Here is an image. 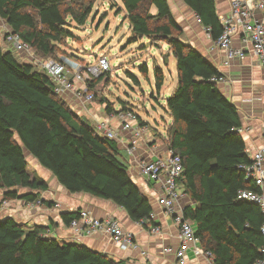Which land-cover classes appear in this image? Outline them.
Segmentation results:
<instances>
[{
  "label": "trees",
  "instance_id": "16d2710c",
  "mask_svg": "<svg viewBox=\"0 0 264 264\" xmlns=\"http://www.w3.org/2000/svg\"><path fill=\"white\" fill-rule=\"evenodd\" d=\"M97 0H0V20L28 43L42 59L60 60L62 47L71 37L70 19L84 26ZM128 22L129 43L146 38L152 45L164 43L175 60L176 87L163 110L171 125L163 139L181 158L178 187L194 205L183 210L193 225L201 249L213 264H255L264 258L260 207L236 199L239 190L260 193L245 180L239 165L251 163L238 107L227 99L212 77L221 72L187 44L168 0H119ZM210 29V39L221 33L216 0H181ZM166 63V61H163ZM147 72V67L142 66ZM157 94L164 84L162 69L154 68ZM102 77L91 83L90 90ZM153 97V95H152ZM95 100V99H94ZM103 104L106 100L100 99ZM108 115L114 112L105 106ZM129 108L122 105L120 110ZM138 120L141 123L140 118ZM116 141L97 135L88 119L79 116L52 92L49 78L0 43V190L3 200L40 203L46 182L27 172L34 159L70 194H87L110 201L132 222L150 220V201L131 179L125 160L119 158ZM22 190L24 192H22ZM80 210L61 214L65 225L79 219ZM158 226V225H157ZM45 227L0 219V264H120L109 256L61 238L46 235Z\"/></svg>",
  "mask_w": 264,
  "mask_h": 264
},
{
  "label": "crops",
  "instance_id": "0c3cea01",
  "mask_svg": "<svg viewBox=\"0 0 264 264\" xmlns=\"http://www.w3.org/2000/svg\"><path fill=\"white\" fill-rule=\"evenodd\" d=\"M178 2V8L175 7V20L183 29V40L212 62L220 72L225 74L227 83L219 85V88L224 96L239 109L241 126L245 131L243 137L246 151L251 154L259 150L264 145L261 137V129L264 124V75L254 54L249 47L242 46L240 39L236 37L233 45L235 47L242 46L245 49V58L243 60H233L228 66H225L223 64L224 52L219 50L214 42L205 35L201 26L196 23L193 13L186 8L181 0H178ZM229 4L230 0H216L218 15L226 13L229 9ZM257 16L261 18L259 13ZM2 23L0 20V31L2 29L5 31L8 27ZM154 92L156 93L155 87ZM160 92L159 94L156 93V100L160 98ZM65 96L66 103L79 116L88 119L92 125L96 121L108 117V114L105 113L106 107L91 104L84 109L79 103L75 102L71 95ZM151 97L154 98L153 92ZM167 98H162L165 101L164 106ZM164 106L161 105L162 110ZM113 110L117 111L114 106ZM165 114L167 113L165 112ZM167 116L170 123L167 125L166 134L162 135L156 130H154V134L146 132L143 139L139 142L142 143L145 149L139 147L133 157H129L126 152L129 140L128 133L120 132L116 141L119 155L125 160L131 179L141 193L150 201L152 211L155 213L153 221L160 227L159 234L153 235L149 229L139 227L136 222H132L128 218L122 209L110 201L98 199L87 194H70L58 184L49 171L42 168L36 160L31 158L29 160L31 167L28 166L27 172L32 178H37L47 183L48 189L41 193V200L51 202L52 206L44 203L40 205L26 204L22 200L7 201L6 206L0 210V219L11 217L20 224L45 227L47 229L46 235L49 237L76 242L72 237L69 226L63 223L61 214L84 210L98 219L112 217L121 224L124 231L134 236L135 249L123 251L104 234L84 237L76 243L82 244L95 252L103 253L120 264H146L147 262L151 264H177L174 255L172 253H164L163 250L167 248L176 249L178 247V227L173 217L165 215L156 205L153 186L148 185L143 179L138 177L135 169L137 160H152L164 155L167 146L160 137H166L167 130L171 125V118L168 114ZM141 123L142 125H140L146 128L147 124L143 121ZM2 197L3 191L0 190V202L3 200ZM56 205L58 207H55ZM188 205L193 206L194 203L186 196L180 199L178 203V207L182 210ZM185 264H213V262L203 255L195 256L192 251H189Z\"/></svg>",
  "mask_w": 264,
  "mask_h": 264
},
{
  "label": "built area",
  "instance_id": "2783aa9c",
  "mask_svg": "<svg viewBox=\"0 0 264 264\" xmlns=\"http://www.w3.org/2000/svg\"><path fill=\"white\" fill-rule=\"evenodd\" d=\"M258 13L261 18H258ZM193 16L196 23L201 26L200 18L194 13ZM219 20L222 33L214 41V44L224 52L223 64L228 66L233 60H243L246 52L242 46L249 47L264 75V0H230L228 11L219 15ZM201 28L205 35L210 38V29L203 26ZM236 37L240 39L242 46L235 47L233 45ZM0 43L17 57L19 56L22 62L29 63L34 70L44 73L49 78L52 92L55 95L61 97L65 102H67L65 95H71L75 102L84 109L94 101V94L90 90L91 83L110 70V65L105 57L97 58L95 64L79 63L64 57H60L59 61L50 58L42 59L35 54L28 43L9 28L0 31ZM226 81V76L222 72L219 76L210 79V82L217 85H223L227 83ZM93 126L98 136L109 140L117 141L120 132L128 133L129 140L126 152L129 157L136 155L139 150V142L146 133V128L140 125L138 116L130 108L125 111L120 109L114 111L106 119L96 121ZM237 131L239 133L245 132L243 128ZM261 137L264 141V124L261 129ZM249 157L251 163L239 165L238 169L244 173L245 180L254 182L260 189V193L251 190H239L236 199L255 204L264 213V145L259 150L249 154ZM135 169L138 177L148 185L153 186L156 205L165 215L173 217L178 227V247L176 249H164V253H172L177 264L186 263L189 251H192L195 256L203 255L212 261L210 253L201 249L192 223L184 218L183 210L178 207L180 199L185 197V194L178 187V180L182 175L180 156L167 148L163 156L152 160H137ZM6 204L7 201L2 200L0 210ZM32 204L40 205L41 203L37 201ZM154 217L155 213L152 211L149 218L153 221ZM144 222L140 221L137 225L143 228ZM68 226L76 242L94 234H104L123 251L136 248L134 236L124 231L121 224L112 217L98 219L88 211L81 210L79 219L72 220ZM149 231L153 235L159 234L160 227L151 226ZM261 235L264 237V225L261 228ZM260 253L264 256V247ZM146 264L151 263L147 262ZM255 264H264V258Z\"/></svg>",
  "mask_w": 264,
  "mask_h": 264
},
{
  "label": "rangeland",
  "instance_id": "374dc122",
  "mask_svg": "<svg viewBox=\"0 0 264 264\" xmlns=\"http://www.w3.org/2000/svg\"><path fill=\"white\" fill-rule=\"evenodd\" d=\"M168 2L175 18V7L178 8L179 2ZM121 8L119 0H97L84 26L78 27L69 19L66 29L70 31L71 37L61 48L65 55L63 57L90 64H95L99 57H105L110 70L95 85L92 105L105 107L109 104L116 110L124 105L147 124V133L154 134L156 130L165 135L170 121L161 105L164 106L165 102L162 98H167L176 86L175 60L171 55L168 56L164 43L155 46L146 38L129 43L131 33ZM58 56L62 57V54ZM143 65L147 67V72L142 70ZM155 67L161 68L164 75L158 100L154 92ZM152 92L154 98L151 97ZM101 98L106 100L103 104L100 103ZM139 144L138 147L145 149L142 143ZM119 158L123 160L122 156Z\"/></svg>",
  "mask_w": 264,
  "mask_h": 264
},
{
  "label": "water",
  "instance_id": "95a60500",
  "mask_svg": "<svg viewBox=\"0 0 264 264\" xmlns=\"http://www.w3.org/2000/svg\"><path fill=\"white\" fill-rule=\"evenodd\" d=\"M139 38H142V35H140Z\"/></svg>",
  "mask_w": 264,
  "mask_h": 264
}]
</instances>
